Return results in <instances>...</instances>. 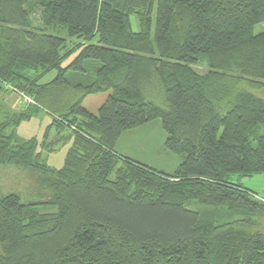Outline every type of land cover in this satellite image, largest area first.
<instances>
[{"label":"trees","instance_id":"obj_1","mask_svg":"<svg viewBox=\"0 0 264 264\" xmlns=\"http://www.w3.org/2000/svg\"><path fill=\"white\" fill-rule=\"evenodd\" d=\"M261 22L264 0H0V167L36 183L0 195V264H264V201L238 181L264 173ZM154 119L172 173L115 150Z\"/></svg>","mask_w":264,"mask_h":264},{"label":"rangeland","instance_id":"obj_2","mask_svg":"<svg viewBox=\"0 0 264 264\" xmlns=\"http://www.w3.org/2000/svg\"><path fill=\"white\" fill-rule=\"evenodd\" d=\"M135 22V17L131 16L133 30L136 29ZM263 30L264 22H261L255 25L253 32L257 34ZM194 69L200 73L206 71L204 66H194ZM54 76L55 73L51 72L44 78V81H47ZM255 93L258 96L264 97V91H256ZM18 99L19 98L14 94L4 96V100L9 103L15 111L20 110L23 105ZM95 100L96 98L91 96L84 101V104L89 107L90 103L95 104ZM49 120L50 119L47 115L41 113L38 116L22 121L16 128V134L22 139H28L31 137L42 139L44 129L49 123ZM165 139L166 133L162 129L160 119H154L142 126L124 131L115 144V150L120 155L147 165L153 169L165 173H172L182 159L180 155L165 147ZM68 147L69 144L66 143L52 152L45 151L42 156L43 163L53 168H60L63 164ZM32 175L33 174L30 171L26 169H23L22 171L14 164L1 166L0 195H4L11 191H17L23 199L27 200V195L29 192H32L36 186ZM234 176L237 180L238 176ZM238 179L244 187L257 192L259 195H264V173L240 177Z\"/></svg>","mask_w":264,"mask_h":264},{"label":"built area","instance_id":"obj_3","mask_svg":"<svg viewBox=\"0 0 264 264\" xmlns=\"http://www.w3.org/2000/svg\"><path fill=\"white\" fill-rule=\"evenodd\" d=\"M24 100H27L26 98H24ZM28 101V100H27ZM256 198H259L260 200L264 201V195H261V196H256Z\"/></svg>","mask_w":264,"mask_h":264},{"label":"bare ground","instance_id":"obj_4","mask_svg":"<svg viewBox=\"0 0 264 264\" xmlns=\"http://www.w3.org/2000/svg\"><path fill=\"white\" fill-rule=\"evenodd\" d=\"M24 103V102H23Z\"/></svg>","mask_w":264,"mask_h":264}]
</instances>
